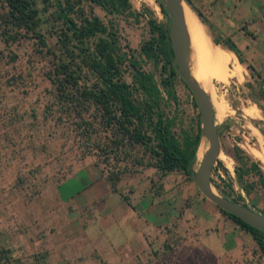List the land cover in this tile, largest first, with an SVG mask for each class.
<instances>
[{"label": "rangeland", "instance_id": "obj_1", "mask_svg": "<svg viewBox=\"0 0 264 264\" xmlns=\"http://www.w3.org/2000/svg\"><path fill=\"white\" fill-rule=\"evenodd\" d=\"M200 1L212 46L226 49L221 43L215 44L212 37H230L245 60L244 63L237 61L241 65V75L235 76L234 60L218 67L201 51H197L199 54L190 52L193 63L200 64L196 67L198 78L206 84L205 89L212 96L218 113L216 124L222 154L217 156L210 178L230 197L236 198L240 194L242 197L238 202L252 205L259 211L263 206L260 188L252 189L248 196L240 189L234 173V167L239 163L234 155L236 148L243 162L256 161L264 170V152L254 155L255 150H264V98L255 93L257 86L264 88V0ZM129 2L131 8L140 13L135 19L105 14L98 6L93 9L104 21L112 19L117 24L121 44L138 50L149 36L146 19L152 17L161 23L166 20L155 0ZM36 6L39 8V29L47 43L52 45L56 24L47 18L40 0H36ZM34 41L27 37L7 45L0 41V264H64L66 259H71L65 256L64 248L56 244L60 235L54 223L49 222L53 212L47 205L54 204L49 185H54L83 158L98 159L95 154L82 156L81 139L72 120L66 115L58 120L59 112L54 106L49 110L51 90L44 75L48 57L38 51ZM11 53L15 54L13 60ZM144 60L142 68L152 72L159 85V64L154 66L151 61ZM246 64L252 65L260 73V78L251 76ZM249 84L252 88L247 86ZM172 87L176 101L167 100L164 111L173 118L172 131L177 139H181L184 132L191 134L199 125L198 109L191 102L188 88L177 76L172 79ZM160 91L165 99L161 87ZM248 109L254 110L255 116L249 115ZM200 157L196 158L194 168ZM103 165L99 162V168ZM154 173L151 167L137 168L124 172L118 184L142 186ZM179 173L172 172L169 179H178ZM213 188L219 193L215 186ZM229 229L225 223V234H231ZM174 233L168 240L166 251L171 247L172 251L180 248L177 245L179 234ZM158 246L161 245H153L155 256L162 250H158ZM242 247L238 253H225L216 262L205 251L187 250L190 264H264V255L255 242ZM86 259L88 257H84Z\"/></svg>", "mask_w": 264, "mask_h": 264}, {"label": "trees", "instance_id": "obj_2", "mask_svg": "<svg viewBox=\"0 0 264 264\" xmlns=\"http://www.w3.org/2000/svg\"><path fill=\"white\" fill-rule=\"evenodd\" d=\"M155 1L166 21L161 23L148 17L149 36L134 50L121 44L115 22L104 21L93 9L98 6L105 14L135 19L140 13L131 8L129 0H40L47 18L56 24L52 45L39 29L36 0H0V41L7 45L23 37L33 38L38 51L47 55L44 75L51 90L48 108L55 107L58 120L63 115L72 120L81 139L82 156H98L95 162L98 166L103 162L100 171L112 189H116L124 172L144 167L153 168L158 179L171 171L182 172L191 179L196 162L199 125L193 133L184 132L177 139L172 131L174 120L164 111L167 100L176 101L172 79L178 75L170 64L167 14L163 4ZM186 1L207 24L201 11L190 0ZM212 41L224 45L239 63L245 62L230 37L213 36ZM11 54L13 60L15 54ZM144 59L154 66L159 64V85L152 72L142 68ZM245 66L251 76L260 78L252 65ZM255 93L264 98V88L257 86ZM191 102L196 107L192 95ZM235 150L239 166L234 167V173L239 187L247 196L256 186L260 188L263 206L259 212L264 214V170L256 161L243 162L238 149ZM210 181L220 194L234 201L242 197L237 194L232 198L211 178ZM216 207L248 233L264 255V232Z\"/></svg>", "mask_w": 264, "mask_h": 264}, {"label": "crops", "instance_id": "obj_3", "mask_svg": "<svg viewBox=\"0 0 264 264\" xmlns=\"http://www.w3.org/2000/svg\"><path fill=\"white\" fill-rule=\"evenodd\" d=\"M193 5L203 8L200 0ZM237 61L232 68L235 76L241 75ZM172 172L160 179L154 173L137 188L117 184L112 189L95 160L85 157L49 185L54 203L47 205L53 212L49 222L60 235L56 244L71 257L64 264H190V248L205 251L216 262L225 253H238L242 245L254 242L199 193L192 179L181 172L178 179L170 180ZM225 223L231 234H225ZM174 232L179 234L180 248L166 251ZM154 243L162 249L156 256Z\"/></svg>", "mask_w": 264, "mask_h": 264}, {"label": "water", "instance_id": "obj_4", "mask_svg": "<svg viewBox=\"0 0 264 264\" xmlns=\"http://www.w3.org/2000/svg\"><path fill=\"white\" fill-rule=\"evenodd\" d=\"M159 1L163 4L168 18V37L172 50L170 64L192 95L193 101L198 109L199 127L201 132L200 139L204 137L207 141V146L191 173V179L196 185L199 193L205 199L209 200L226 213L232 214L246 224L264 232L263 213L255 210L252 205H245L238 201H234L227 196L212 191L211 189L213 186L210 181V173L213 164L216 162L218 152L220 151L217 124L214 121V109L207 92L190 77L189 67L186 62V32L182 21L179 0ZM193 11L201 21L194 9Z\"/></svg>", "mask_w": 264, "mask_h": 264}, {"label": "bare ground", "instance_id": "obj_5", "mask_svg": "<svg viewBox=\"0 0 264 264\" xmlns=\"http://www.w3.org/2000/svg\"><path fill=\"white\" fill-rule=\"evenodd\" d=\"M179 6H180L181 15H182L183 25H184L185 32H186V44H187L186 62H187L188 67H189L190 77L200 87H202L207 92V94L210 98L212 107L214 109V121L216 122V120H218V113H217L216 106L214 104L212 96L205 89L206 84L204 85V82H201V80L198 78L196 67H198L200 64L198 66H196L195 63H193V61H192L193 59L191 60V58H190V52L193 51L195 53H198L197 51H201L204 56L207 55L210 58V60H212L211 62L214 63V66L216 65L218 67L225 66L226 64L233 62V60L235 62L236 57L231 51H229L227 49H222V48H220V46H214V45L212 46V44L210 43V41L208 39V33H207V30L205 28L204 23H202L197 18L196 14L194 13V11H193V9L189 3H187L184 0H179ZM193 56H191V57H193ZM194 57H196V56H194ZM201 64H202V62H201ZM206 64L204 63V65H206ZM207 67H209V66H207ZM220 71H222V70H220ZM246 111L249 115L255 116V114H256L254 110L252 111V110L248 109ZM206 146H207V141L203 137L199 141V144H198V147L196 150V157L201 156V154L204 151V149L206 148ZM226 163H229V162H226ZM262 163H264V158H263ZM211 189H212V191H215L213 189V187Z\"/></svg>", "mask_w": 264, "mask_h": 264}]
</instances>
